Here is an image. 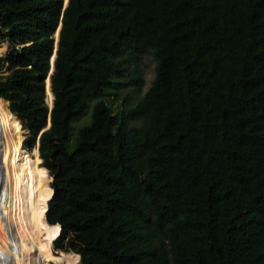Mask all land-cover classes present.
Instances as JSON below:
<instances>
[{"label":"trees","instance_id":"trees-1","mask_svg":"<svg viewBox=\"0 0 264 264\" xmlns=\"http://www.w3.org/2000/svg\"><path fill=\"white\" fill-rule=\"evenodd\" d=\"M5 40L11 228L41 264H264V0H0ZM47 206L58 251L28 232Z\"/></svg>","mask_w":264,"mask_h":264},{"label":"rangeland","instance_id":"rangeland-1","mask_svg":"<svg viewBox=\"0 0 264 264\" xmlns=\"http://www.w3.org/2000/svg\"><path fill=\"white\" fill-rule=\"evenodd\" d=\"M9 45H10V42L8 40L0 41V56L9 50ZM155 64H156V62H155V59H154L152 52L149 51L143 55L142 62L140 64H138V67L141 70V77H142L141 79L143 80L142 86L137 87L134 84L123 86L122 84H117V87H119V88H115L112 90L113 92H115V95L112 96L114 98V102H115L113 107L114 106H122V105L130 106V105L136 103L143 96V94L146 92V90L148 89V87L150 86V84L154 78ZM133 70H135V69H133ZM1 74L4 75V74H6V72H2ZM0 79L4 80L1 77H0ZM128 79H130V77L127 75L118 81H120L119 83H124V82L128 81ZM15 102L19 106V103H18V100L16 97V93H15ZM93 102L94 101H92L90 103V107L87 111V115L75 123L76 127L88 121V119H89L88 114H90V112H91ZM19 108H20V106H19ZM8 109H9V105H8ZM8 109H7V103H2L0 101V116L7 117L8 120L10 121V116H4L6 112L10 111V109L9 110ZM8 120H7V122H8ZM3 124H4V122H3ZM129 124L131 126H140L141 123H140V121H130ZM2 128H3V126H2ZM3 135H4V133H3ZM4 139H5V135H4ZM11 139L12 138H10L9 140L5 139V142L7 144L4 145V149H6V152H0V154H2V156H3L2 163L4 164L5 168L7 166H10L13 164V157L14 156H13V153L10 152V150L8 148L9 142L11 141ZM2 150H3V148H0V151H2ZM14 174H15V172H14ZM14 174H13V178L15 180ZM2 177L5 179L4 175ZM6 181L9 184H12L9 180H6ZM17 189H18V187H17ZM16 191H18V190H16L15 188H11V189L9 188L8 190H4L2 192L3 198L6 201L7 208H9L10 206L11 207L9 209H7L6 211H2L1 216H0L1 227L3 226V224H8V225H11V227H12V223H13V220H12V205H13V198L12 197L13 196L12 195L14 193H16ZM31 224L32 225L30 226L28 232L32 231L35 239L37 241L41 242V239H40V237H41L40 233L41 232H40V229H39L37 223L35 221L31 220ZM28 243H29V240H28ZM48 245L52 249V244H48ZM57 250H61V249H57ZM76 253H78V252H76ZM44 255H45V253H44ZM44 255H43L42 259L40 260L39 264H41V261L43 260ZM69 255L71 256L70 264H72V262H73V264H84V261H83L84 258L83 257L77 258L76 256H74L72 254H69ZM49 263H55V262L50 261L47 264H49ZM55 264H57V263H55Z\"/></svg>","mask_w":264,"mask_h":264},{"label":"bare ground","instance_id":"bare-ground-1","mask_svg":"<svg viewBox=\"0 0 264 264\" xmlns=\"http://www.w3.org/2000/svg\"><path fill=\"white\" fill-rule=\"evenodd\" d=\"M46 93H47V89H46ZM46 99L48 101V94L46 96ZM48 105L51 106L49 104V101H48ZM9 124H10V121L8 120L7 122V120H5L3 124V128H2V131L5 135L6 140H9L11 138V130H10ZM49 125H50V116H49V122H48L47 128L49 127ZM37 146L39 150L40 141H38ZM39 155H40V151H39ZM0 159H1L0 173L2 174L0 177V190L4 191V187H5V190H8L9 188L10 189L15 188L16 190H19V188L17 189L15 185L9 184L2 177L4 175V172L6 173L5 166L2 163V159H3L2 154H0ZM47 209H48V206L45 207L42 213L44 235L41 238V242L43 244H53L54 249L56 250L54 242L61 234L62 227L60 224L48 225L46 221V213H45V210L47 211ZM44 253H45V248L43 246L31 247L28 243L27 238L13 232L11 225L3 224V226L1 227L0 229V261H2L1 262L2 264H39Z\"/></svg>","mask_w":264,"mask_h":264},{"label":"water","instance_id":"water-1","mask_svg":"<svg viewBox=\"0 0 264 264\" xmlns=\"http://www.w3.org/2000/svg\"><path fill=\"white\" fill-rule=\"evenodd\" d=\"M68 1L69 0H63V8L68 4ZM59 27H60V24H59ZM59 27H58V29H57V31L55 32V35H54V37H55V43H54V52H53V56L51 57V59H50V64H51V66H50V71H49V74L47 75V77H46V80H45V92H46V84H47V82L49 83V87H50V77H49V75L51 74V72L53 71V67H54V57H55V55H56V47H57V42H58V31H59ZM51 89V88H50ZM45 101H46V103L48 104V101H47V99L45 98ZM52 105H53V100H52V104H51V106H49V111L51 110V108H52ZM57 191H58V186H57V183H56V181H55V184L53 185V195H52V197L57 193ZM51 197V198H52ZM83 257H84V264H90V262H91V259H90V257L89 256H87V255H84L83 253H80ZM4 255H6V254H4ZM2 261H0V263H1ZM2 264V263H1Z\"/></svg>","mask_w":264,"mask_h":264},{"label":"built area","instance_id":"built-area-1","mask_svg":"<svg viewBox=\"0 0 264 264\" xmlns=\"http://www.w3.org/2000/svg\"><path fill=\"white\" fill-rule=\"evenodd\" d=\"M0 162H1V159H0ZM1 175H2V174L0 173V177H1ZM4 190H5V187H4ZM2 192H3V191L0 190V215H1V213H2V204H3V202H4V201H3L4 198H3Z\"/></svg>","mask_w":264,"mask_h":264}]
</instances>
